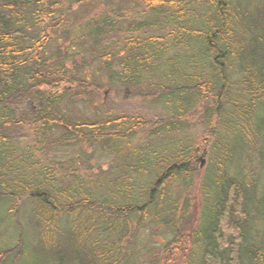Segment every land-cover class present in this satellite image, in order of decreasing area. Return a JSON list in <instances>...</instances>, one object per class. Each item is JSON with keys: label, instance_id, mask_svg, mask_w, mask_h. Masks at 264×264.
I'll return each instance as SVG.
<instances>
[{"label": "trees", "instance_id": "trees-1", "mask_svg": "<svg viewBox=\"0 0 264 264\" xmlns=\"http://www.w3.org/2000/svg\"><path fill=\"white\" fill-rule=\"evenodd\" d=\"M50 1L0 0V200L27 198L34 202L39 215L35 226L41 232L33 251L48 250L50 259L45 264H135L129 252L132 239L139 228L152 221L173 232L168 244L172 250L187 244L195 249L185 264H264V239L254 232L257 220L264 222V191L260 192L248 174L230 173L237 149L239 156L247 152L250 157L257 155L260 162L264 160V2L138 0L144 17L131 21L125 32L116 26L120 18H93L86 23L82 29L88 30L92 48L100 53L111 89L117 95L123 89L139 90L145 78L155 74L160 81L155 85L148 82L136 94L163 99L172 105L175 115L150 123L149 136L158 137L162 152L150 143L147 150L144 147L131 153L138 163L127 165V173H148L151 181L147 186L137 187L130 179L106 183V193L98 199L87 189L68 192L57 186L52 168L32 162L30 154L20 163L24 174H15V163L23 160L15 145L25 137V124L40 125L43 131L57 126L86 142L115 138L123 148L138 127L123 118L102 124L75 123L59 112L57 105L64 95L56 90L61 84L82 91L92 83L41 51L47 42L44 19L56 10L57 2ZM188 68L193 73L184 77L181 73ZM174 75L177 81L164 83ZM192 93L201 98L204 127L210 128L209 136L215 138L203 206L194 226L187 220V208L177 215L176 203L165 195L175 179L196 167V152L191 147L177 149L165 138L181 130L175 118L186 112ZM29 103L37 105L36 110H30ZM211 117L216 119L214 128L209 123ZM220 128L221 137L217 134ZM232 133L239 137L238 147L223 143ZM146 164H150L149 170ZM94 212L101 217H93ZM65 214L68 218L91 215L92 219H85L84 224L81 219L74 221L72 230L80 233L72 235L67 229L69 221L63 225ZM133 223L137 224L134 230ZM23 246L20 229L16 243L0 253V264L17 258Z\"/></svg>", "mask_w": 264, "mask_h": 264}, {"label": "rangeland", "instance_id": "rangeland-1", "mask_svg": "<svg viewBox=\"0 0 264 264\" xmlns=\"http://www.w3.org/2000/svg\"><path fill=\"white\" fill-rule=\"evenodd\" d=\"M137 1H50L51 3L57 2L56 10L53 16L44 19L43 25L47 42L41 49V51H46L47 56H51L52 60L62 61L78 78L92 83V86L89 85L82 91L74 89L73 85L66 82L61 84L56 90L57 93L64 95L63 100L57 105L59 112L66 119L75 123L98 122L102 124L109 120L112 121L114 118L133 121L134 124H138V127L134 137L128 141L129 145L125 148L120 147L121 142L115 138L86 142L72 138L57 126L51 125L43 131L40 125L25 124L22 127L25 137L15 145L16 154L23 155V160L15 163V174H24V164L20 165V163L25 162L26 155L30 154L33 156L32 162L35 161L52 168L55 178L58 180L57 186L65 188L68 192L74 188H77L78 191L87 189L90 193L94 192V196L98 199L103 193H106L104 191V188L108 186L106 183L130 179L128 180L130 183L141 187L147 186V183L151 181L148 173H127V165L138 163L137 156L131 157L134 149L144 147L146 149L150 143L154 144L157 151L162 152V144L158 143V137L149 136L150 123L155 118L168 120L175 116L171 111L172 105L166 104L163 99L136 94L137 91L145 89V84L148 85V82L155 85L160 81L155 74L148 75L139 90L123 89L122 93L117 95L109 86V73L99 59L100 53L91 46V40L87 35L88 30L82 29L93 18L111 17L120 18L121 21L116 23L118 30L127 31L131 21L143 16V5ZM260 1L264 2V0ZM181 53L189 56V52L182 50ZM181 69H184L183 66ZM192 73L193 70L188 68L187 72L181 74L186 77L187 75L191 76ZM177 80L178 76L174 75L164 83ZM192 94L188 96L191 104L190 106L186 105V112L181 118H175L181 123V130L165 135L167 141L170 140L175 148L191 147L193 152H196L195 170L188 175L179 176L167 187L165 192L168 200L176 203L177 215L181 214L182 209L187 208L186 217L190 226L196 225L199 221L204 201L205 175L211 166V147L215 140L214 136H209L210 128L204 127L201 98ZM27 107L30 110H36L37 105L29 103ZM190 107L191 109H189ZM119 123L121 122L114 125L118 126ZM209 123L214 128L216 119L211 117ZM221 130L220 128L217 131L219 137L222 136ZM224 140L223 143H227L229 147H238L239 145V137L235 133L227 135ZM234 155L237 161L231 164L230 173H238L241 176L248 174L259 185V190L262 193L264 191V160L260 162L257 155L252 154L250 157L247 152H242L239 156L238 149ZM152 163L153 161H150V164ZM150 164H146L148 170L151 168ZM13 206L15 211H11ZM94 213L93 217H101L99 213ZM68 216L67 214L63 215L62 222L66 227V221H69L67 229L72 235L80 233L79 231L75 233L72 230L74 221L81 219L84 224L85 219H92L91 215L85 214L73 215L69 218ZM37 218L39 215L35 213V204L27 198L0 200V253L16 243L20 229L23 231L24 238L21 254L17 258L7 260L5 264H45L46 261L48 263L50 256L47 249L43 248L41 251L39 248V252L33 251L40 239L38 233L41 232L35 226ZM136 226L137 224L133 223L132 229H136ZM254 229L255 235L264 239V222L257 220ZM173 238V232L165 225L149 222L139 228L132 239V245L129 247L132 261L135 264H185L190 253L195 249L191 244H187L178 251H174L172 250L173 246H168ZM69 242L70 240L67 238V255L71 258ZM68 263L71 264L70 261Z\"/></svg>", "mask_w": 264, "mask_h": 264}]
</instances>
